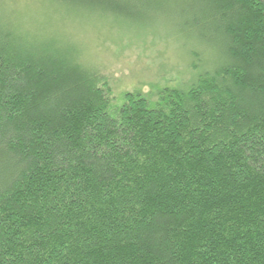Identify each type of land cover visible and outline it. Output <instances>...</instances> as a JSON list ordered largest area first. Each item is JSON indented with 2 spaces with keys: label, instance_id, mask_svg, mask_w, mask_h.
Instances as JSON below:
<instances>
[{
  "label": "trees",
  "instance_id": "16d2710c",
  "mask_svg": "<svg viewBox=\"0 0 264 264\" xmlns=\"http://www.w3.org/2000/svg\"><path fill=\"white\" fill-rule=\"evenodd\" d=\"M159 1L0 0V264H264V1L160 2L209 52L120 106L49 23Z\"/></svg>",
  "mask_w": 264,
  "mask_h": 264
},
{
  "label": "rangeland",
  "instance_id": "374dc122",
  "mask_svg": "<svg viewBox=\"0 0 264 264\" xmlns=\"http://www.w3.org/2000/svg\"><path fill=\"white\" fill-rule=\"evenodd\" d=\"M162 1L155 2L147 15L149 19L140 23L112 17L74 16L67 20L59 15L51 17L49 23L78 47V60L83 66L106 76L113 89L114 104L120 106L127 92L153 97V85L166 87V80L190 79L186 51L204 48L206 54L209 52L208 45L195 37L192 41L191 37L181 36L179 4ZM33 7L28 12L33 14Z\"/></svg>",
  "mask_w": 264,
  "mask_h": 264
}]
</instances>
